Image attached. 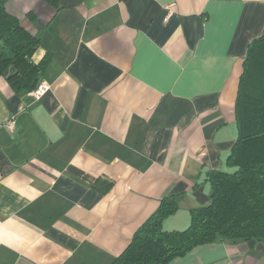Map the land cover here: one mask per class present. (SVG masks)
Listing matches in <instances>:
<instances>
[{
    "label": "crops",
    "instance_id": "1",
    "mask_svg": "<svg viewBox=\"0 0 264 264\" xmlns=\"http://www.w3.org/2000/svg\"><path fill=\"white\" fill-rule=\"evenodd\" d=\"M7 9L41 38L32 61L49 59L50 90L36 101L13 91V69L0 78V264H112L169 196L179 210L165 229L189 226L210 202L205 172L223 169L236 142L264 0H7ZM170 264H264V244L217 242Z\"/></svg>",
    "mask_w": 264,
    "mask_h": 264
},
{
    "label": "trees",
    "instance_id": "2",
    "mask_svg": "<svg viewBox=\"0 0 264 264\" xmlns=\"http://www.w3.org/2000/svg\"><path fill=\"white\" fill-rule=\"evenodd\" d=\"M44 1L58 4V0ZM27 18L34 20L32 15ZM41 46V38L8 11L7 0H0V78L13 69L8 83L15 93L31 92L41 82L49 59L41 64L32 61ZM235 117L237 138L225 167L204 174L203 183L211 188L210 202L192 210L188 227L169 231L164 224L178 212V199L164 198L112 264H170L217 242L264 244V33L248 47Z\"/></svg>",
    "mask_w": 264,
    "mask_h": 264
},
{
    "label": "built area",
    "instance_id": "3",
    "mask_svg": "<svg viewBox=\"0 0 264 264\" xmlns=\"http://www.w3.org/2000/svg\"><path fill=\"white\" fill-rule=\"evenodd\" d=\"M49 90H50V86L47 83L41 81L38 87L35 90H33L31 95L36 101H39L49 92ZM5 126L11 129L13 125L8 123L5 124Z\"/></svg>",
    "mask_w": 264,
    "mask_h": 264
},
{
    "label": "rangeland",
    "instance_id": "4",
    "mask_svg": "<svg viewBox=\"0 0 264 264\" xmlns=\"http://www.w3.org/2000/svg\"><path fill=\"white\" fill-rule=\"evenodd\" d=\"M178 218H179V221H180V225L178 226V227H181V226H183V224L185 223V217L181 214V215H179L178 216ZM189 220H191V217H189ZM188 221H186V223H187ZM189 223H190V221H189ZM188 223V224H189ZM184 225H187V224H184ZM188 227V226H187ZM167 230H168V226H167Z\"/></svg>",
    "mask_w": 264,
    "mask_h": 264
}]
</instances>
